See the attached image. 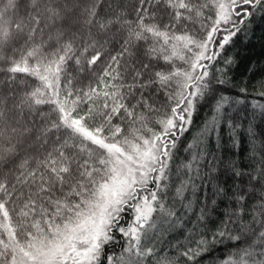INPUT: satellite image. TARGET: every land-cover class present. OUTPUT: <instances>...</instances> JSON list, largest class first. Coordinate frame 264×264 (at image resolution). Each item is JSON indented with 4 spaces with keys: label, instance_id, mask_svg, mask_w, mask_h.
Listing matches in <instances>:
<instances>
[{
    "label": "snow or ice",
    "instance_id": "snow-or-ice-1",
    "mask_svg": "<svg viewBox=\"0 0 264 264\" xmlns=\"http://www.w3.org/2000/svg\"><path fill=\"white\" fill-rule=\"evenodd\" d=\"M257 14L264 0H0V264H264V131L247 128L245 162L224 155L245 103L224 86ZM247 71L264 98V68ZM185 221L174 254L157 247Z\"/></svg>",
    "mask_w": 264,
    "mask_h": 264
},
{
    "label": "trees",
    "instance_id": "trees-1",
    "mask_svg": "<svg viewBox=\"0 0 264 264\" xmlns=\"http://www.w3.org/2000/svg\"><path fill=\"white\" fill-rule=\"evenodd\" d=\"M253 38L251 42L247 45H244L242 42H238L237 48L233 51L239 52L238 59L240 60L239 67L235 69H230L228 75L232 77L231 83L226 88L225 95L230 96L232 99H243L244 104L232 105L228 108V112L231 114L233 123L240 124L241 127L236 130V136L239 140V147L232 151H229L228 148L224 149V155L226 157L235 158L241 162H245V158L248 156L250 151V138L247 133V128L251 124L254 128L260 132L264 131V116L260 114L258 109L254 110L251 105L253 102L264 103V98L257 95L260 91L258 81L261 79V74L257 71L255 74L249 73L247 68L249 63L259 62V67L264 68V16L257 14L253 18L252 24ZM239 87H245L246 92L240 93ZM215 101H209L207 103H200L197 105L196 112L194 113L193 123L189 127V130L181 136L180 141L178 142V151L176 152V161L183 159L187 153L184 152L186 145L192 141L199 130L203 127L204 122L211 120L213 116V105ZM233 108L236 110L233 111ZM226 132V128H225ZM223 135V133H222ZM224 141L227 142V136L224 135ZM215 136L212 137V143L214 146ZM231 184V181L228 182ZM228 186V185H226ZM167 203L171 204V200H168ZM226 201L218 202V207L216 213L212 215V220L216 221L223 216L224 210L226 208ZM125 219H130V216H125ZM194 219V217H193ZM192 225L185 221V227L183 229L177 228L174 231L165 232L162 240L163 244L157 243V247L164 248L168 254H174V249H168V243H175L176 239L183 240L184 234H186L187 229ZM167 227V226H165ZM208 227H212V224L209 223ZM120 247L115 248L110 247L109 251H115L117 254L120 252ZM227 248L220 246V251L215 253L216 256H225L227 255ZM205 264H208L207 258Z\"/></svg>",
    "mask_w": 264,
    "mask_h": 264
}]
</instances>
